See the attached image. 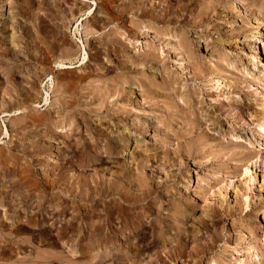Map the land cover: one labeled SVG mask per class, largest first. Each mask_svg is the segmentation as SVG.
<instances>
[{
	"label": "rangeland",
	"instance_id": "obj_1",
	"mask_svg": "<svg viewBox=\"0 0 264 264\" xmlns=\"http://www.w3.org/2000/svg\"><path fill=\"white\" fill-rule=\"evenodd\" d=\"M184 40L190 50L172 47ZM58 61L74 67L60 71ZM128 69L135 76L118 82ZM99 89L107 91L105 105L76 114L100 104ZM117 89L122 95H113ZM63 97L74 106L62 108ZM262 104L264 0H0V214H11L0 220V264L254 263L256 249L264 251ZM85 117L93 131L103 127L121 142L106 175L145 163L160 185L150 213L141 204L126 208L141 212L142 224L124 230L104 259L93 231H64L67 223H96L89 202L80 201L77 213L69 200L34 197L49 196L47 182L60 171L84 169L74 160ZM50 133L57 134L51 151H22ZM89 166L82 171L93 173Z\"/></svg>",
	"mask_w": 264,
	"mask_h": 264
},
{
	"label": "bare ground",
	"instance_id": "obj_2",
	"mask_svg": "<svg viewBox=\"0 0 264 264\" xmlns=\"http://www.w3.org/2000/svg\"><path fill=\"white\" fill-rule=\"evenodd\" d=\"M91 13H92V10L89 9L88 15H90ZM141 13H142V16L147 18L146 20H148V21L150 20V15L148 12L141 11ZM122 16L123 15L118 16L116 18L117 19H124V17H122ZM80 24H81V22H78L76 24L74 30H79L78 26ZM134 26H137V24L135 23ZM151 27H154V26H151ZM154 29L158 30L156 27ZM156 36H158V35L156 34ZM159 39H162V37H160ZM77 41L82 43V40L80 37L78 38ZM181 42L182 41H179L176 44H173L172 47H174V49L176 48L177 50H180L181 53H184L186 50H190L191 47H190L189 41L184 40L183 43H181ZM14 44H15V41H14ZM166 44H172V43L168 42ZM147 55H149V54H146V56ZM149 56H151V55H149ZM86 59H87V55L85 53L84 57L82 59L83 61L80 63V65L82 63L87 62ZM56 65H57V68L60 69V71L74 67L73 65L65 63V62H59ZM129 71H131V70H129ZM132 71L131 72L124 71V72H120L119 74H117L116 76H118V82H126L128 78L135 76V75H132ZM116 76H115V78H116ZM48 77H49V80L48 79L47 80L49 81L50 86L53 87L52 85L55 84L53 82L54 81L53 76L49 75ZM116 83H117V81H116ZM104 91L105 90L102 91V89H99L97 92L93 93L94 96H97L99 99L98 102L100 104L98 103L99 105H97V107L88 106V105H90V103H88L87 105H84V106L82 104L77 103L75 106H78V107L83 106L84 109H77L75 111V113L80 114L81 117L84 118V116L88 115L90 112L99 111L102 108L103 104L105 105L104 99H105L106 93H104ZM105 92H107V91H105ZM122 93H123V90L117 89L113 93V95L117 94V96H119V95H122ZM44 94H45V97L43 100L45 102H49L48 101L49 93L47 92V90ZM63 100L64 101H62L61 105H60L62 108L68 109L69 107L71 108L72 106H74V105H71L70 100H66V99H64V97H63ZM75 101H76V99H75ZM116 103H117V99H116ZM262 105H264V104H262ZM106 107H104V110L106 109ZM117 117L118 116H115L113 118V120L111 119L113 121V123H112L113 126H115L116 123H118ZM49 122L50 123H47L48 127L54 126V128L57 130V127L54 125V121L49 120ZM82 122L83 123H82L81 127H83V128L85 127L84 132L86 133L85 134L86 137L82 138V141L79 140L78 142L75 143V145L78 146L77 148H82V151H80L81 155H79V157H76V159L74 161L77 162V163L75 162V164H76V167L79 169H82V168L86 169L90 163L91 164L94 163L96 165L94 172L86 174V173H84V171H82L84 169H82L81 171L71 170L67 174V173H65V171L64 172L60 171L57 178H53L52 180H49V182H47L46 178L49 179L50 170L55 172L56 169L53 170L54 168H50L49 170H45V172L42 174V175H44L43 177L45 178L44 181L49 183L50 187H52L53 192H51L49 196L48 195L44 196L43 194L40 195L39 192H38V194L34 192L35 193L34 197H35V200H37L39 203H42L44 200H46V197L50 200L54 199L56 201V203H55L56 205L57 204L61 205V202L65 201V200H69L70 202L68 205L72 206V208H73L72 211L77 212V213H78V206H79L80 201H83L86 203L89 202L90 205H88V206L90 207V210H92V211L95 210V212H93V214L96 213V215H97L96 223L92 224V225H88V226L86 224H80L78 226L77 225L71 226L70 223H67V225L64 226V231H67V230L69 231L71 229H73L74 231H77L78 229L79 230H85V231L86 230L87 231H93V234H95L93 241L97 245V249L101 250V253L99 254V258L102 259L104 257V255H106L103 253V252H105L104 250L105 249L109 250V248L116 243L117 238L120 237L121 233H125L124 230L136 229L137 227H139L142 224L141 212L129 213L128 211L126 212V208L128 206L137 207L138 205L141 204V206H143V207H140V208L143 210V212L150 213L152 208H153L152 203H151V198L153 197V194L155 192H157V190H159L158 188L160 187V185L157 184V186L154 187V184L152 183L151 178L143 170L147 167L145 163H142V165L140 167L137 165L139 167V169H138V172H135V173L133 171L128 170L127 168H123L122 171L119 172V174L114 175V173H111L109 175H106L105 171L107 170V168H109L108 164L112 162L114 154H115V151H114V148L116 147L115 145L118 143H121V142H118V140L116 138H114V136H112L111 131L108 130L109 132L108 131L105 132L106 129H102L103 127L97 131H93V129H92L93 126H92V124H89V119L87 117H85V119ZM109 127H110V125H109ZM75 128H77V130H79V131L82 130V128H80V126L77 124L75 125ZM64 129L66 130V128H64ZM62 130L63 129H61L60 131L62 132ZM7 131L8 130H6V129L4 130L5 135L7 134ZM263 132H264V124L261 125L258 133L262 134ZM34 133L37 134L38 132L35 131ZM26 135H28V134H26ZM56 136H57L56 133H53V134L50 133V136H48V135L45 136V137H47L46 139L41 138V140H38L37 142H33L31 144H26L25 145L26 147H23L22 151L23 150L25 151V149L26 150L28 149V151L29 150L31 151L30 153L35 152L36 154H39L42 151L46 152V151H49L50 149L52 150V142L53 141H51L50 138H54ZM71 136L72 135L67 134V133L63 135V137H66V138H69ZM100 136H102L101 138H103V140H104L103 143H101V144L97 141V138ZM123 141H125V140H123ZM0 143H2L1 140H0ZM62 143L65 144L67 147L72 148L70 145V142L65 143L62 141ZM48 153H50V152H48ZM46 155H47V157L44 160L43 165L45 167H47V169H48L49 164H50V162H52V160H49L51 157H49L48 154H46ZM37 161L39 162V160H37ZM48 161H49V163H48ZM39 163H42V162H39ZM107 165H108V167H107ZM57 168H58V166H57ZM60 170H61V168H60ZM25 172L27 173V169L25 170ZM60 180L61 181L65 180V181H67V183L65 185H62L59 183ZM33 182H35V180ZM35 184H37V183L35 182ZM133 185L135 186L134 190L131 189V186H133ZM0 206H2L1 203H0ZM63 209H65V208L63 206H61L59 213L62 212ZM1 214H0L1 215L0 220H2V221L7 220L11 217V214H8L4 208L2 209ZM177 220L178 219L175 218V220H173V222H176ZM156 222H157V224L156 225L152 224V226L154 225V226H157V228H158V221H156ZM168 226L173 228V226L171 224ZM155 231H156V229H155ZM158 231H160V234H161V232L164 234V235H162L163 238L166 236V230H164L163 228H160ZM157 234H159V232H157ZM161 241L163 242V240H161ZM223 250H225V249H223ZM262 252L263 253H260L256 249L254 261H253L254 263H252V264H264V251L262 250ZM123 257L129 258V257H127V253L125 255H123ZM248 257H249V255H248ZM249 259H250V261H252L251 258H249ZM223 262L225 263V260ZM226 262H228V261H226ZM239 262H237V264ZM247 262H249V261H247ZM213 264H219V262L214 260Z\"/></svg>",
	"mask_w": 264,
	"mask_h": 264
},
{
	"label": "flooded vegetation",
	"instance_id": "obj_3",
	"mask_svg": "<svg viewBox=\"0 0 264 264\" xmlns=\"http://www.w3.org/2000/svg\"><path fill=\"white\" fill-rule=\"evenodd\" d=\"M50 235H51V236L55 235V232L51 233Z\"/></svg>",
	"mask_w": 264,
	"mask_h": 264
}]
</instances>
